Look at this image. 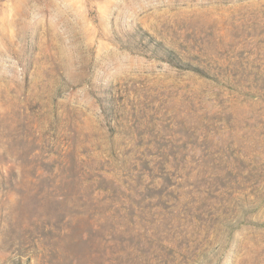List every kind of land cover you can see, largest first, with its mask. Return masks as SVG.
<instances>
[{"label":"rangeland","instance_id":"1","mask_svg":"<svg viewBox=\"0 0 264 264\" xmlns=\"http://www.w3.org/2000/svg\"><path fill=\"white\" fill-rule=\"evenodd\" d=\"M0 264H264V0H0Z\"/></svg>","mask_w":264,"mask_h":264}]
</instances>
